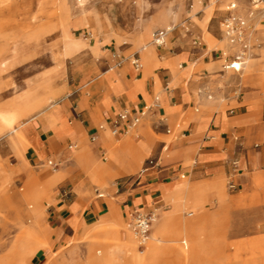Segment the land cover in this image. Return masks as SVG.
Returning <instances> with one entry per match:
<instances>
[{
	"label": "crops",
	"instance_id": "0c3cea01",
	"mask_svg": "<svg viewBox=\"0 0 264 264\" xmlns=\"http://www.w3.org/2000/svg\"><path fill=\"white\" fill-rule=\"evenodd\" d=\"M232 3L222 15L197 0L196 22L157 29L152 40L146 28L142 50H118L105 40L81 47L87 53L73 66L71 81L48 76L32 83L40 106L25 103L28 86L0 112V133L43 167L29 173L43 186L19 196L30 204L31 225L1 264H30L33 256L41 261L42 230L55 249L78 241L51 264H138V257H145L139 264H211L213 249L241 242L245 246L235 247L228 260L247 251L254 260L264 251L263 238L231 244L218 235L248 230L257 219L234 215V209L264 202V20L253 39L251 69L245 76L225 69V51L232 49L222 21ZM239 11L247 12L246 2ZM158 30L168 31L162 44L154 41ZM67 45L62 55L84 40L70 36ZM156 102L135 131L121 121L113 134L120 113L136 115ZM48 159L64 165L48 171ZM45 198L49 224L43 227ZM153 206L161 220L152 225L147 254L139 256L130 217Z\"/></svg>",
	"mask_w": 264,
	"mask_h": 264
},
{
	"label": "rangeland",
	"instance_id": "374dc122",
	"mask_svg": "<svg viewBox=\"0 0 264 264\" xmlns=\"http://www.w3.org/2000/svg\"><path fill=\"white\" fill-rule=\"evenodd\" d=\"M200 1L204 5L210 4L222 15L230 2L237 3L238 10L244 7L246 2L245 0ZM196 2L197 0H0V112L4 111L7 105L23 93L30 84L45 77L53 78L56 83L62 80L71 81L72 68L76 61L87 53L86 48H91L101 40L107 41L110 47L117 46L118 50L129 46H134V48L139 46L142 50L147 42L143 39V32L146 28L150 29V40H152L153 33L157 29H167L170 26L176 28L187 21L196 22ZM162 13L166 16L163 17ZM82 18L87 19L86 22L82 23ZM54 19L66 20L65 26L69 34L74 38L83 39L84 45L70 54L62 55L64 44L62 26L54 24L53 27L48 25L44 27L41 25ZM260 27L258 24L257 29ZM84 46L86 48L81 49ZM225 52L228 54L232 50ZM130 53H126V56L133 55ZM254 57L249 58L242 75L245 76L251 69ZM223 62L221 61V66ZM140 126L141 124L131 130L135 131ZM53 159L57 161L56 158ZM0 164L2 165L0 171L1 264L2 259L10 254L17 238L31 225V217L26 212L30 204L20 202L19 196L33 188L43 186L39 180H33L29 175L30 172L33 173L34 170L43 167H38L32 161L27 160L25 151L18 153L10 144L8 135L3 133H0ZM63 165L64 163L60 162L54 168L47 162L44 168L54 171ZM5 176L7 180L2 187ZM48 199L45 198L42 202L45 211L43 227L49 224L46 221L48 204H50L46 202ZM191 210L190 208L185 209L184 215L188 217L187 213ZM233 214L253 217L257 221L249 223V229L243 232L234 230L232 233L228 228L226 232L218 234L219 239L230 240L231 244L238 240L264 239V202L247 203L240 208H235ZM159 220H161L160 217L157 221ZM227 225L229 227L233 224L228 223ZM151 234L144 247H140L138 240H135L137 255L147 254ZM37 239L41 261L34 259V256L29 257L28 263L30 264L57 263L70 246L78 243L77 240H73L72 245L65 244L55 249L52 247L50 234H47L45 230L40 232ZM185 241V245L189 247V241ZM44 249H48L50 255L45 253L46 257L43 256L42 250ZM212 251L213 253L209 255L211 264H264V251L258 253L254 260L250 259L249 251L235 255L233 260H228L227 256L230 257L235 252L234 245H221ZM188 264L192 263L188 261Z\"/></svg>",
	"mask_w": 264,
	"mask_h": 264
},
{
	"label": "built area",
	"instance_id": "2783aa9c",
	"mask_svg": "<svg viewBox=\"0 0 264 264\" xmlns=\"http://www.w3.org/2000/svg\"><path fill=\"white\" fill-rule=\"evenodd\" d=\"M247 12L241 13L237 8L236 3L230 6L231 12L222 21V32L224 38L231 46L232 52L226 54V62L224 68L234 70L241 73L247 66L249 58L252 56L253 39L257 32V25L264 20V0H245ZM167 30H158L154 34V41L158 44L164 42L167 35ZM123 60L120 59L118 64ZM136 68H142L143 64L139 58L134 57L132 60ZM159 103L141 110L138 114L132 115L130 112H122L115 121L112 129L113 134L119 132L121 121H126L129 127H136L142 118L151 111L152 108H158ZM95 140V138H92ZM49 165L56 168L59 164L53 160L48 161ZM150 165H154L155 161L150 159ZM236 165V162H234ZM232 189L236 188L233 183L229 184ZM191 214V213H190ZM160 217V208L153 206L149 210H136L131 214L129 225L134 235L136 236L139 246L144 247L151 234V228L154 222Z\"/></svg>",
	"mask_w": 264,
	"mask_h": 264
},
{
	"label": "bare ground",
	"instance_id": "6f19581e",
	"mask_svg": "<svg viewBox=\"0 0 264 264\" xmlns=\"http://www.w3.org/2000/svg\"><path fill=\"white\" fill-rule=\"evenodd\" d=\"M65 21L66 20H64V21H58L57 19H54L53 21H48L47 23H43V24H41L42 26H44V27H46L47 25L48 26H50V27H53L54 26V24H58V25H61L62 26V28H63V42H64V47L65 48H67L68 47V42L70 41V34H69V30L67 29V26H65ZM36 85L35 84H30L29 85V88H28V90H26L25 92H24V101H25V103L26 104H28L29 106H31V105H33V103H34V106H40L39 105V103L37 102L38 101V99H37V95H36ZM30 103H32V104H30ZM53 105V104H52ZM10 106V105H9ZM32 107V106H31ZM200 203V202H199ZM203 203V202H202ZM224 203V202H223ZM199 206V205H198ZM43 207V206H42ZM227 209V208H226ZM226 211V210H225ZM218 213V212H217ZM216 213V214H217ZM225 215H227V214H225ZM168 219V218H167ZM165 220V219H164ZM164 220H163V222H164ZM166 222V221H165ZM162 224H164V223H162ZM161 224V225H162ZM160 225V226H161ZM167 225H168V223H167ZM172 225V224H171ZM164 226H166V225H164ZM160 228H162V227H160ZM168 231V230H167ZM177 231V230H176ZM184 231V230H183ZM133 232V231H132ZM179 232V231H178ZM134 234V233H133ZM170 235V234H169ZM133 236V235H132ZM136 237V236H135ZM169 237V236H168ZM135 240V239H134ZM177 240V239H176ZM132 241V240H131ZM203 241V240H202ZM186 242V241H185ZM247 242V241H246ZM263 242V241H262ZM131 243V242H130ZM244 243V242H243ZM256 243V242H255ZM127 244V243H126ZM128 245V244H127ZM235 245V247L236 248H240V249H242V247H244L245 246V244H243L242 245V242H241V244H234ZM251 245V244H250ZM263 245V244H262ZM121 246H123V245H121ZM248 246V245H247ZM99 251V250H98ZM200 251V250H199ZM152 253H153V251H152ZM155 253V252H154ZM184 255V254H183ZM186 255V254H185ZM143 258H145V257H138V261H137V263L139 264L140 262H141V260L143 259ZM185 258V257H184ZM204 258V257H203ZM205 260V259H204ZM206 263V260L204 261V262H200V264H205Z\"/></svg>",
	"mask_w": 264,
	"mask_h": 264
}]
</instances>
